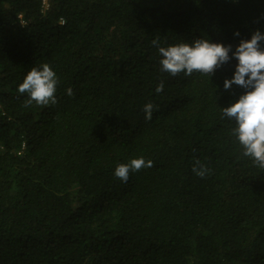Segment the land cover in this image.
<instances>
[{
	"label": "trees",
	"instance_id": "16d2710c",
	"mask_svg": "<svg viewBox=\"0 0 264 264\" xmlns=\"http://www.w3.org/2000/svg\"><path fill=\"white\" fill-rule=\"evenodd\" d=\"M41 1L0 0V264H264V168L222 116L235 62L172 76L153 43L235 46L264 31V0ZM42 63L56 102L28 103Z\"/></svg>",
	"mask_w": 264,
	"mask_h": 264
},
{
	"label": "clouds",
	"instance_id": "9594fccd",
	"mask_svg": "<svg viewBox=\"0 0 264 264\" xmlns=\"http://www.w3.org/2000/svg\"><path fill=\"white\" fill-rule=\"evenodd\" d=\"M233 35L240 37L239 31H235ZM153 43L157 44L161 71L172 76L181 72L190 76L194 71L213 76L225 64L235 62L231 76H225L222 80V89L229 91L235 85L241 91L234 101L221 107L222 116L233 122L231 131L242 155L264 168V31L257 28L251 32L250 37L240 38L235 46L203 37L167 46H160L156 41ZM58 82L53 68L48 63H42L27 71L22 82L17 85V91L27 94L28 103L47 105L56 102ZM220 87L221 85H217V89ZM162 90L161 82L156 91ZM65 92L72 95L71 88L65 89ZM143 112L145 119H151L153 104L145 103ZM152 164L151 159L134 157L126 163L116 164L113 175L122 182H127L130 171L150 168ZM194 171L203 176L207 169L194 168Z\"/></svg>",
	"mask_w": 264,
	"mask_h": 264
},
{
	"label": "built area",
	"instance_id": "2783aa9c",
	"mask_svg": "<svg viewBox=\"0 0 264 264\" xmlns=\"http://www.w3.org/2000/svg\"><path fill=\"white\" fill-rule=\"evenodd\" d=\"M42 6L45 9L48 6V0H42Z\"/></svg>",
	"mask_w": 264,
	"mask_h": 264
},
{
	"label": "rangeland",
	"instance_id": "374dc122",
	"mask_svg": "<svg viewBox=\"0 0 264 264\" xmlns=\"http://www.w3.org/2000/svg\"><path fill=\"white\" fill-rule=\"evenodd\" d=\"M60 23H61V21H60Z\"/></svg>",
	"mask_w": 264,
	"mask_h": 264
}]
</instances>
